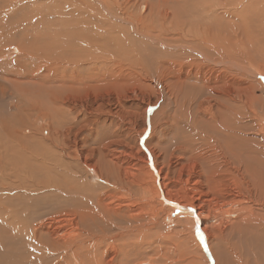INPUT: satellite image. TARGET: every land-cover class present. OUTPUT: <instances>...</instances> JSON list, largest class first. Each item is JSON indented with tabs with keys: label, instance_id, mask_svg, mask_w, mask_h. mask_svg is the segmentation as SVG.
Segmentation results:
<instances>
[{
	"label": "rangeland",
	"instance_id": "1",
	"mask_svg": "<svg viewBox=\"0 0 264 264\" xmlns=\"http://www.w3.org/2000/svg\"><path fill=\"white\" fill-rule=\"evenodd\" d=\"M255 2L260 3L264 2V0H0V90L2 89L1 92H3H0V121L2 122H0V225L4 227L0 226V264H25L26 262V264H106L107 258H112V264H209L208 257L206 256L207 249L215 252L219 264H238L234 254H236L237 250L241 252V246L239 245L244 242H241L243 238H240L237 233L230 232L224 240L210 241L206 247L197 238V235L200 234L195 233L198 232L195 225L193 233L196 234L195 237L196 242H199L198 244L194 243L192 235L190 237L185 236L183 240H180L181 233L183 232L180 224L165 216L162 219L163 221L160 220L157 228H151L152 230L142 228L139 230L137 229L139 225L141 227L142 224L150 223V221H144L140 217L134 216L143 215L144 217H148L151 214L148 209L144 207L137 208L136 205L132 208V206L124 207L117 206L116 204L109 208V204H112L111 199H118L112 197L117 194H105L107 184L100 179L99 173L86 167H82L79 173H74L70 169L71 153L69 152H71V143L74 135L73 133L63 135V131L59 129V126L74 124L80 110L70 112V106L66 102L65 92H67V88H59L61 82H73L69 73L70 68L58 66L56 64L57 61L50 58V53L54 49L53 44L64 46L66 43L65 45L70 47L76 45L75 42L80 39L73 36L67 37L70 34L68 19L73 23V19L79 18L77 15H70V7H74L80 13L83 11L85 13L83 15L92 13L95 11V8H98L101 11L97 16H102V25L100 26H102L101 30L105 32L106 37L103 40L105 45L102 46L104 51L110 50L109 40L113 39L116 41L122 38L121 42L125 50L131 52L135 59L138 58L137 56H141L142 64L144 61L147 63L149 56L151 57L152 67L150 68V74L154 76L151 75L150 77L153 80L158 75L165 77L170 71V67L167 64L165 65L166 60L163 55L167 49L166 42L168 40H177V38L184 35L189 36L191 40V36L198 37L200 33L199 37L201 38L212 36L213 46L208 51L213 54L221 53V49L226 42L239 47L237 36L242 40H248L247 37L253 31L248 30L245 23L247 9L251 7L250 10L255 15L254 17L249 15L251 18H255L253 21L255 25L252 27L254 29L253 37L255 36L254 43L256 45H253L251 49L254 57L251 60H245L242 69L236 67L229 68L227 65L223 66L219 63L217 66L213 62H206L204 67L201 65V79L204 82L207 80L206 86L211 85L210 90L213 93L211 95L210 92L206 91L207 95L203 98H215V103L216 99L222 104L226 103L225 105L223 104L226 109L224 110L227 112L226 119L230 121L236 132H241V135L245 136L246 146L259 145L264 148V134L260 132L261 127L264 126V76L255 74L257 69L254 66L262 64L260 57L264 52L261 48L263 46L261 44L263 43V37L259 36L261 31L264 32V6H254ZM255 9L257 14L255 13ZM173 16L176 17L174 18ZM261 21L263 24H261ZM85 24L87 28L90 26V34L99 28L92 20L85 22ZM259 31L260 33H258ZM107 35L109 38H107ZM58 40H62V42L60 44L54 43ZM80 40L86 45L87 42L85 40ZM123 40L127 43H124ZM84 44L82 50L85 47ZM46 49H50V51H45ZM73 49L76 50V46ZM106 60L108 59L106 58ZM111 61L110 59L105 61L102 72L104 81L99 80L98 82H103L106 86H109L111 82L120 84L126 82L123 89H128L129 87L132 88L133 83L137 82L136 80L141 79L139 73L137 75L133 74L138 69L140 70V65L128 64L125 67L123 65H113ZM7 69L10 70L7 71ZM210 70H213L212 73ZM161 71L164 72L162 73ZM19 72L24 75V78L20 77L22 75ZM185 73L186 70L184 75ZM210 73L212 75H207ZM222 76L226 79L221 80ZM32 78L37 79L35 85L30 84ZM13 79L16 82H13ZM9 80L10 82L12 81L13 85ZM130 80H135V82ZM203 80L199 81L200 86L205 85ZM209 81L211 82L209 83ZM130 82L132 83L130 84ZM19 83L22 84L19 85ZM75 83L79 85L78 82ZM95 83L91 81L87 85L92 86ZM178 83L174 85L176 89L183 87L180 85V82ZM22 86H24L25 91ZM134 86L137 89V95L150 96L154 100H157L155 89L158 85L156 83L155 86H152L153 89L155 88L154 91L152 87L150 89L143 88L140 82H137ZM158 88H161V86H158ZM44 89H48L47 91L50 90V92H46ZM55 90L56 92H54ZM182 93L183 91L179 93L181 100L183 97ZM125 94V91L121 93L122 96H125ZM163 94L164 99L159 103L160 105L155 110V113L162 112V114L168 115L174 112V104L172 98H168L169 96L168 93L166 94V91ZM218 94L222 97H218ZM13 96L19 97V99ZM12 103L15 106L12 107ZM45 104H48V107L56 109V113L50 119H46V121L37 113V107ZM19 106L26 109V113L19 112ZM59 106H61V109ZM59 115H61V120ZM55 117L60 122L52 124ZM84 117H89V114L85 113ZM52 125L56 128L53 132L51 131L53 130ZM105 130L104 127L101 129V131ZM84 133L80 136V139L84 142L89 139L92 143L88 140L89 142L85 146L90 148L92 144L94 145V136L91 132ZM162 135L163 133H159L157 138H162ZM62 138L65 141H62ZM2 153H4V156ZM68 170L69 172H67ZM61 178H63V181ZM56 179L60 181H56ZM73 183L78 184V188H81L79 193L72 194L70 191L71 186L74 185ZM134 195L136 198V194ZM134 202L138 201L135 200ZM100 203L104 204L101 205ZM120 207H122L121 210ZM138 209L141 211H138ZM72 211L74 217L68 218V220L63 219L64 215ZM98 214L101 215L98 217ZM115 216L117 219L114 218ZM174 217L177 218V215ZM55 218L58 219L56 220ZM192 218L194 219V216ZM51 219H54V221L53 224H49V227L41 225L48 220L50 223ZM55 224L58 226H55ZM51 226L53 229L57 228L58 230L55 237L53 236L54 233H50L53 230ZM119 226L123 227L120 228ZM74 227L76 231L72 230L75 229ZM79 229L83 230L79 231ZM6 232L7 234L9 232V234L7 235ZM173 233L177 236L173 235ZM83 239H86L88 242L86 240L82 242ZM226 240L233 247V255L232 253H228L224 248L227 243ZM40 246L42 248H39ZM112 249L115 251V255L111 256L110 252H112ZM103 255L105 258L102 257ZM244 256L246 258L248 255L245 254ZM244 258L242 264L245 263ZM248 258L253 260L250 256Z\"/></svg>",
	"mask_w": 264,
	"mask_h": 264
},
{
	"label": "bare ground",
	"instance_id": "2",
	"mask_svg": "<svg viewBox=\"0 0 264 264\" xmlns=\"http://www.w3.org/2000/svg\"><path fill=\"white\" fill-rule=\"evenodd\" d=\"M255 5L264 6V2H260V3L255 2L254 6ZM250 8L251 7L247 9L245 23L247 29L253 31L251 32L250 36L247 37L248 40H242L240 37L237 36L238 46L240 48L233 46L229 42H226L223 48L221 49V53L213 54L212 52L208 51L213 46L212 36L209 37L207 35L208 37L201 38L199 37L200 33L198 37L191 36V40L189 36H185V35L183 37L177 38V40H168L166 42L167 49L164 51L163 55L166 60V63L165 62L164 63L165 65L167 64L170 67V71L167 73L165 77L158 75L157 77H154V79L152 80V77H150L152 75L150 74V68L152 67L151 64L152 60L149 54H148L149 56L148 62L146 63L144 61V63L142 64L141 63L142 59L140 58L141 56H137L138 58L135 59L133 58L131 52L125 50V48L122 46L123 44L121 42L122 38L117 39L116 41L113 39L109 40L108 43L110 46L109 47L110 50L104 51L102 46L105 45L103 40L106 39V37H105V32L101 30L102 26H100L102 25V16L100 17L97 16L101 11L98 8H95V11L92 13H86V15H83L85 14L83 13V11H81L82 13H80L74 7L69 8L71 10L70 15L71 16L77 15L79 16V18L73 19L74 21L73 23H71L72 21L70 22L69 19L68 21L66 20L70 26V30H69L70 34L67 37L69 36L77 37L85 40L87 43L85 45L84 43H82L80 39H78L75 42L76 45H74L76 46V50L73 49L74 46H70V47L66 46L65 45L66 43L64 44V46H60V45L56 46L53 44L54 49L50 53V58L56 60L57 61L56 64L58 66L68 67V69L70 68L69 73L73 82H61L59 84V88L60 89L67 88V92H65L67 100L66 99L65 100L70 106V112H74V110H80V113L78 117L75 119L74 124L71 125L69 123L70 124L69 126L66 125L59 126V129L63 131L62 132L63 135L65 134L68 135L70 133H73L74 135V139L72 140L71 143V149H70L71 152H69L71 153L70 155L71 160L69 162L70 169L74 173H79L82 167L89 168L92 171H97L99 173L100 179L107 184V189L105 191V194L106 193L117 194L115 196L109 195L118 198L116 200H114V198L112 199L109 198L111 199V203H112L109 204V208L115 204L117 206H124V207L132 206V208L135 205L137 208L144 207L145 209L149 210V212L151 213L149 214L150 216L148 217H144L143 215L134 216L135 214L133 216L137 218L140 217V219L144 221H150V223L142 224L141 227L139 225L137 229L139 230L142 228L155 229V227L156 228L158 227L160 220H162L165 216L180 224L181 228L183 229L180 240H183L185 236L190 237V235H192L193 240L195 241L194 243L198 244L199 242H196V237H195L196 236L195 233H198L200 235H197V238L200 240V243L202 245H205L206 247L207 245H209L208 243L210 241L218 240V239L224 240L226 235L229 234L230 232H233L234 234L237 233L240 238H243L241 242H244L239 245L241 246V252L237 250L235 252L237 256L236 254H234L237 263L242 264V260L245 257L244 255L246 254L252 257L253 259L251 260L250 258H248V256L244 258L245 259L244 262L246 264H251V263L264 264V148L260 147L259 145L258 146L249 145L248 147L246 146L245 136L241 135V132L239 133L236 132L235 128L232 126L230 121L226 119L227 112H225L226 109L224 107L226 103L225 104L223 103L224 104L223 105L222 103H220L218 99H216V103H215V98L214 99L203 98L205 95H207L206 91L210 92L211 95H213V93L212 90H210L211 85L206 86L207 80L204 82V80L201 79L202 77L201 67L202 66L204 67V64L206 62H213L217 64V66L219 63L223 66L227 65L229 68L236 67L242 69L245 60H251L252 57H254V54H252L251 49L253 45H256L254 43L255 36L253 37L254 29L252 27L253 25H255V23H253L255 18H251V17H254L255 15L250 10ZM255 13L257 14L256 9H255ZM231 17L233 16L231 15ZM90 20H92L94 24L99 26V28H97L94 32L91 33L93 35L89 33L90 26L87 28L85 24V22H88ZM261 24H263L262 21ZM258 28L256 29L259 30ZM260 31L258 33H260ZM260 35L263 37V43H261L263 46L261 45L260 46L264 50V32L261 31L259 36ZM49 38L51 39V37ZM107 38H109V36ZM123 41L124 43H127L125 40ZM60 42H62V40L55 41L54 43L60 44ZM83 44L85 45V47L82 50ZM48 50L50 51V49H46L45 51ZM45 56H47V54ZM106 58L108 60L110 59V61L112 59L111 62L113 63V65H123L125 67L128 64L140 65V70L138 69L136 72L133 73L134 75H137L138 73L141 75L140 76L141 79L136 81L140 82L143 88L145 87L150 89V87L155 86V83L158 86H161V88H158V86L156 87V89L154 88L157 94V100H154L150 96L144 97V95H140V96L137 95L136 93L138 92L134 86L137 82L133 83L134 85H132V88L129 87L128 89L126 88L123 89V86L126 84V82H123V84L111 82L109 86H106L103 82L102 83L98 82L99 80L104 81L103 80L104 76L102 75V72L105 66V61H108L106 60ZM260 62L263 65L262 64L254 65L255 69H257L255 74L264 76V52L260 57ZM158 64L161 65L160 63ZM31 69L33 68L31 67ZM8 70L10 69H7V71ZM185 70L186 73L184 75ZM210 71L212 73L213 70ZM211 73L207 75H212ZM88 75H90V77H88ZM223 76L222 78H220L221 80L226 79ZM20 77L24 78V75ZM208 77H206V79H208ZM200 80H203V83H205L204 86H200L199 84ZM12 81L16 82V80L14 81V79ZM36 81L37 79L35 80L34 78H32L30 84L35 85L37 83ZM74 81L78 82L79 85H76ZM91 81H94V83L95 82L96 83L92 86L87 85V83ZM130 81L135 82V80H130ZM132 82H130V84ZM178 82H180V85L183 86L181 87L182 90L181 88L176 89L174 87V85H177L176 83ZM210 82L211 81H209V83ZM11 84L13 85V83ZM21 84L19 83V85ZM22 87L23 90L25 91L24 86ZM47 90L46 92H50V90L49 91ZM180 90L183 91L182 100L180 99V95H179V93L181 92ZM124 91L126 94L125 96H122L121 93ZM164 91H166V94L168 93L169 96L168 98H172L174 104V112L169 113L168 115H165V113L162 114V112L155 113V110L160 105L159 103H161L164 99L163 98ZM54 92H56V90ZM150 93L152 94V92ZM218 97H222V96L219 95ZM14 98L19 99V97L18 98L14 97ZM12 104H13L12 107L15 106L14 103ZM18 104L20 105L19 102ZM132 107H134V109H132ZM59 108L61 109V106H59ZM37 109H38L37 113H39L40 114L39 116H41L42 119H45V121L46 119H50L53 116V114L56 113V109L48 107V104L41 105L40 107H37ZM18 110L19 112L26 113V109L21 108V106L18 107ZM85 113L89 114V117L85 118L84 117ZM59 117L61 120V115H59ZM60 120H58V118L55 117L54 121L52 120L53 121L52 124L59 123ZM103 127L104 129H106L105 131H101ZM52 128L53 130L51 131L52 132L55 131L56 128H54V125H52ZM84 132H91V134L94 136V140H93L94 145L92 144V147L90 148L85 146L90 141L89 139H88L89 141L87 140L85 142L80 139V136H82ZM260 132L264 134V126L261 127ZM159 133H163L162 138H157V135ZM63 140L64 138H62V141ZM2 154L4 156V153ZM54 170L56 171V169ZM67 172H69V170ZM62 179L63 178H61V180ZM58 180L56 179V181ZM77 185L78 184H74L71 186L70 191L72 192V194L79 193L81 188H78ZM59 187L60 186H58V188ZM134 194H136L137 196L136 198ZM135 200L138 202H134ZM107 201H108V197H107ZM121 208L122 207H120V210ZM138 211L141 210L138 209ZM99 215L101 214H98V217ZM175 215H177V218L174 217ZM193 216L194 219L192 218ZM72 217H74L73 211L68 212V214L64 215L63 219L68 220V218L70 219ZM108 218L110 217L108 216ZM114 218L117 219L116 216ZM53 221L54 219L49 223L48 220L46 223H43L41 225L49 227V224H53ZM115 222L117 223V221ZM194 225L197 227L198 232L193 233ZM55 226L58 225L55 224ZM21 230H23V228H21ZM53 230L50 233L51 234L54 233L53 236L55 237V234L57 235L58 230L57 228ZM72 230L76 231V228ZM82 230L79 229V231ZM106 233L105 235L107 236ZM12 234L13 232L11 233V236ZM173 235L175 234L173 233ZM85 240L86 239H83L82 242H84ZM34 242L37 243L36 241ZM40 242H44V241H40ZM41 246L39 248H42ZM224 248L227 250L228 253H232L233 255L234 253V250L232 249L233 247L231 246L230 243H228V241ZM99 249L101 248L99 247ZM113 249L112 252H110L111 256L115 255V251ZM104 255L102 257H104ZM75 256L73 257L75 258ZM206 256L208 257L209 264H217V263L219 264V261H217V258L215 256V252H213L212 250L207 249ZM106 264H112V258H107Z\"/></svg>",
	"mask_w": 264,
	"mask_h": 264
},
{
	"label": "snow or ice",
	"instance_id": "3",
	"mask_svg": "<svg viewBox=\"0 0 264 264\" xmlns=\"http://www.w3.org/2000/svg\"><path fill=\"white\" fill-rule=\"evenodd\" d=\"M202 238V237H201Z\"/></svg>",
	"mask_w": 264,
	"mask_h": 264
}]
</instances>
